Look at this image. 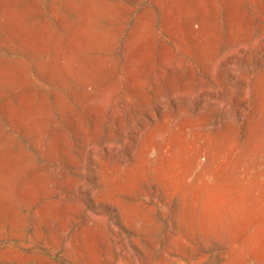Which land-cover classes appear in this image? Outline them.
<instances>
[{
  "label": "rangeland",
  "instance_id": "obj_1",
  "mask_svg": "<svg viewBox=\"0 0 264 264\" xmlns=\"http://www.w3.org/2000/svg\"><path fill=\"white\" fill-rule=\"evenodd\" d=\"M0 264H264V0H0Z\"/></svg>",
  "mask_w": 264,
  "mask_h": 264
}]
</instances>
